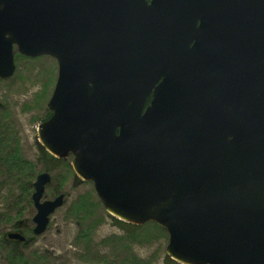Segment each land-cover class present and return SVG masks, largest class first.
<instances>
[{
  "label": "water",
  "instance_id": "obj_1",
  "mask_svg": "<svg viewBox=\"0 0 264 264\" xmlns=\"http://www.w3.org/2000/svg\"><path fill=\"white\" fill-rule=\"evenodd\" d=\"M14 50L57 63L38 142L108 215L164 229L177 264H264V0H0V79Z\"/></svg>",
  "mask_w": 264,
  "mask_h": 264
},
{
  "label": "rangeland",
  "instance_id": "obj_2",
  "mask_svg": "<svg viewBox=\"0 0 264 264\" xmlns=\"http://www.w3.org/2000/svg\"><path fill=\"white\" fill-rule=\"evenodd\" d=\"M13 63L12 78L0 79V142L6 149L17 147L35 169L33 175L23 180L31 181L29 195L25 197L18 178L0 165V264H137V259L143 264H168L164 229L160 232L147 225L138 231L123 226L106 213L93 185L74 175L72 157L50 162L45 159L37 127L51 115L46 105L55 86L57 63L49 56L22 57L15 50ZM44 88L48 90L44 101H35L36 94ZM39 173L51 176L42 199L52 201L62 194L64 201L49 217L42 235L34 236L32 218L36 211L31 195ZM86 195L91 198L87 204L89 212L81 219L71 211ZM7 233L22 234L30 242L7 243Z\"/></svg>",
  "mask_w": 264,
  "mask_h": 264
},
{
  "label": "trees",
  "instance_id": "obj_3",
  "mask_svg": "<svg viewBox=\"0 0 264 264\" xmlns=\"http://www.w3.org/2000/svg\"><path fill=\"white\" fill-rule=\"evenodd\" d=\"M48 117V116H47ZM46 117V118H47ZM45 118V120H46ZM45 159H49L50 161L56 160L54 157H52L51 155L49 156L47 153H44L42 151ZM0 165L6 168V172L8 174L14 175L15 177L18 178L20 184V189H22V191L25 194V197L29 195L30 192V188L29 186H31V181L28 180V182L24 183L23 180L24 178H27L28 175H33V171L35 169V166L30 163L28 160H24L23 157L21 156V154H19L18 148L15 147V149H9V148H4V144H2L0 142ZM32 177V176H31ZM88 198H90V196H88ZM91 199V198H90ZM80 200V199H79ZM78 200V202H80ZM78 202L76 204H78ZM75 204V205H76ZM119 222V221H117ZM120 224H122L123 226L126 227H130V228H134L137 229L138 231L142 230V228H144L147 225H150L152 227V229H157L160 232H163V229L158 227L156 224H152V223H147L144 226H135V225H129L126 224L124 222H119ZM20 224L19 222L17 223V225ZM82 238H86V236H81ZM137 264H143V263H139V260L137 259L134 260ZM168 264H177L173 261H171L170 259H168Z\"/></svg>",
  "mask_w": 264,
  "mask_h": 264
},
{
  "label": "bare ground",
  "instance_id": "obj_4",
  "mask_svg": "<svg viewBox=\"0 0 264 264\" xmlns=\"http://www.w3.org/2000/svg\"><path fill=\"white\" fill-rule=\"evenodd\" d=\"M50 83H51V80H50ZM46 92H48V90L46 88H44V90L41 93L36 94L35 101H38V102L42 101L43 102L44 99L46 98V94H47ZM80 200H79L80 202H78V204H76L74 207H72L73 210L71 212L73 213L74 216H77V217L81 216L80 218L84 219L87 212H89L88 209H89L90 205H87V204H88L90 198H88V195H86V196H82L80 198Z\"/></svg>",
  "mask_w": 264,
  "mask_h": 264
},
{
  "label": "flooded vegetation",
  "instance_id": "obj_5",
  "mask_svg": "<svg viewBox=\"0 0 264 264\" xmlns=\"http://www.w3.org/2000/svg\"><path fill=\"white\" fill-rule=\"evenodd\" d=\"M145 1H147V3L148 4H150L151 2H152V0H145ZM193 43H191V45H190V47H193ZM157 70V69H156ZM160 72H162V71H160ZM159 72V73H160ZM142 75H145V76H149V74H155V70H149V71H147L146 69H144L142 72ZM163 81V77H160V78H157L156 79V84H155V86H157V85H159L161 82ZM152 98H153V92L150 94V96L145 100V105H144V110L147 108V107H149L150 106V102H151V100H152ZM22 235V234H21ZM8 243V242H7ZM9 243H14V242H9ZM15 244V243H14Z\"/></svg>",
  "mask_w": 264,
  "mask_h": 264
}]
</instances>
